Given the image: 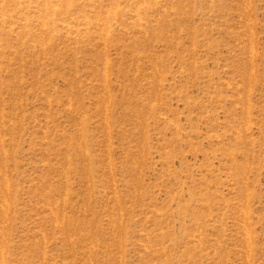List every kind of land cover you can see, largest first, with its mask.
I'll return each instance as SVG.
<instances>
[{
    "label": "rangeland",
    "instance_id": "1",
    "mask_svg": "<svg viewBox=\"0 0 264 264\" xmlns=\"http://www.w3.org/2000/svg\"><path fill=\"white\" fill-rule=\"evenodd\" d=\"M0 264H264V0H0Z\"/></svg>",
    "mask_w": 264,
    "mask_h": 264
}]
</instances>
